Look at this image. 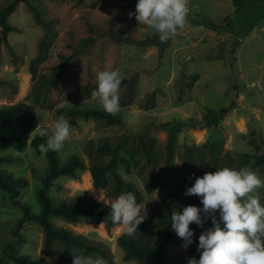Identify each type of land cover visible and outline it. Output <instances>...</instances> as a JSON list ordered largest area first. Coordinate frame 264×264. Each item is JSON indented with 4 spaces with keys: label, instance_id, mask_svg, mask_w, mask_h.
<instances>
[{
    "label": "rangeland",
    "instance_id": "374dc122",
    "mask_svg": "<svg viewBox=\"0 0 264 264\" xmlns=\"http://www.w3.org/2000/svg\"><path fill=\"white\" fill-rule=\"evenodd\" d=\"M9 1L0 0V9ZM28 1L16 3L8 16L16 30L9 31L6 40L0 41V78L5 80L0 82V106L25 101L33 107L38 125L29 140L42 125L48 126L62 115L56 111L58 107L103 110L91 99L97 89V75L105 70H119L123 76L117 114L120 122L109 123L104 118L80 114L65 116L71 125V136L58 152L61 160L73 153L88 165L95 156L86 150L88 140L118 144V154L128 158V163L118 158L113 167L141 190L140 205L146 209L156 198L167 197L171 190L183 192L184 181L192 186L194 179L189 177L193 173L203 176L212 156L228 154L233 158L232 166L247 167L264 180V165L243 155L264 153V1L242 0L243 7H237L233 0H188L185 28L166 43L160 42L153 29L139 24L135 16L129 18L128 13L135 12L138 0ZM111 19L113 27L124 32L127 29V34L143 39V45L116 41L107 34L94 36L92 43L74 55L57 77L51 78V63L59 59L58 53L74 51L89 34L99 30L106 33ZM203 19L215 22L217 28L191 23ZM88 24L94 27L92 32ZM230 101H234V107L219 118V109L228 107ZM208 110L210 113L198 122L199 126H193L194 119H201ZM164 123L168 125L163 126ZM176 127L180 130L174 133L168 152L169 129ZM124 133L128 136L120 141ZM139 137L153 140L152 154L144 151ZM0 154L11 157L0 163V171L10 179L26 181L14 196L0 188V256L13 252L61 264H73V254L100 257L106 264L120 256L122 264H134L123 259L115 243L122 226H107L104 221L68 223L50 217L57 225L101 242L105 257L78 248L63 255L58 244L53 245L50 255H45L40 225L33 221L21 223L20 217L23 207L35 213L41 209L37 189L47 159L29 142L21 150L8 147ZM109 157L104 154L99 158L107 161ZM85 170L88 169L78 170L77 177L54 178L47 189L53 202L85 193L111 204L119 196H106L105 189L99 187L100 195L94 196L80 187L78 182ZM106 175L110 177L109 172ZM258 191L264 205V188ZM193 205L202 208V204ZM177 209L182 211L183 206ZM211 226V220L203 229L190 226L194 242L187 250L181 247V238L170 243L166 251L169 263L187 264L190 257L199 259V236ZM0 264L17 263L4 257Z\"/></svg>",
    "mask_w": 264,
    "mask_h": 264
},
{
    "label": "trees",
    "instance_id": "16d2710c",
    "mask_svg": "<svg viewBox=\"0 0 264 264\" xmlns=\"http://www.w3.org/2000/svg\"><path fill=\"white\" fill-rule=\"evenodd\" d=\"M23 1L28 3V0H10L6 5L0 9V41L6 40L7 33L16 28L8 21V16L13 11L16 3ZM237 7H243L242 0H233ZM246 1V0H245ZM253 2H263L264 0H251ZM111 25L108 27L106 33L104 30H99L96 33L89 34L80 40L78 48L68 54L58 53L59 59L51 63V78H55L66 67L69 61L79 51L88 46L96 39L107 34L110 38L116 41L125 43L143 45V39H135L132 35L127 34V29L124 32L122 29L113 27V20L108 21ZM190 23V21L188 22ZM195 25H204L205 27L216 29L217 24L213 21L203 19L198 22H191ZM89 31H93L94 27L87 25ZM128 28V27H127ZM96 36L95 38H93ZM72 46V44H71ZM5 80L0 78V82ZM234 101H230L228 107H221L219 109V118L227 112L228 109L233 108ZM56 111L63 116H70L73 114H80L84 117H91L94 119L104 118L109 123H119L118 113L115 115L108 114L104 110L97 108H82L77 107L68 109L65 107H58ZM210 110L206 111L201 119L195 118L193 126L197 125L200 120H204ZM37 118L35 111L31 105L25 101H18L11 104L0 106V151L8 147L17 150L23 149L27 143L34 148V150L41 154L38 146L46 143V138L39 135V131L35 133L29 140L33 130L37 127ZM164 123L163 126H167ZM46 127L42 125L40 129ZM203 127V126H201ZM179 127L173 130L169 129L166 149L169 152L175 139L174 133L179 131ZM127 133L120 137V141L127 138ZM139 143L144 151L152 154L153 140L139 137ZM118 144L111 145L106 140L94 141L88 140L86 150L89 154H95L88 165L85 164L84 159L77 154H70L61 160L58 152L49 151L44 155L47 159V167L45 174L41 180V185L37 189V197L41 209L38 212H32L28 208L23 207V214L20 217V222L33 221L40 225L42 229V250L45 255L51 254V249L54 244H58L62 248L63 255L70 252L72 248L84 249L90 252H96L102 257L107 255L106 249L101 242H96L82 233L75 232L63 225H57L50 220L51 216L59 217L68 223H77L80 221H104L107 226H111L112 222L108 213L110 212V203L99 202L94 200L91 196L85 193H77L68 199H62L58 202H53L48 195L47 189L52 184V180L59 176L77 177V171L81 169H88L90 172L92 185L105 189L106 196L120 195L121 193L132 192L135 195L138 204L141 203L143 196L140 189L133 186L128 180L121 177L118 171L113 167L120 158L121 161L128 163V158L118 154ZM109 154V159L103 161L99 157ZM246 159L253 157L257 163L264 165V153L256 152L252 155L243 154ZM123 158V159H122ZM11 157L6 154H0V163L10 161ZM233 158L230 155L226 157L212 156L209 160V169L207 172H214L217 169L228 167L234 170L242 168L240 165L232 166ZM109 172L110 177L106 175ZM26 185L25 179H10L0 171V188L9 192H13V196L17 195L18 189ZM191 187L188 181L182 184L183 192L171 190L167 197H160L153 200L150 208L147 209V219L141 223L134 238L123 234V231L116 236L115 243L122 251V257L125 260L133 261L134 264H170L167 259V247L170 243L179 237L171 229V214L173 211H178L177 208L201 204L197 196L184 195L187 188ZM177 209V210H175ZM208 222V221H207ZM206 222V223H207ZM205 223V224H206ZM191 224L190 226H195ZM10 251V250H9ZM12 251V250H11ZM4 257H9L17 264H61L51 259L44 257H31L28 254H18L9 252L5 256H0V262Z\"/></svg>",
    "mask_w": 264,
    "mask_h": 264
},
{
    "label": "clouds",
    "instance_id": "9594fccd",
    "mask_svg": "<svg viewBox=\"0 0 264 264\" xmlns=\"http://www.w3.org/2000/svg\"><path fill=\"white\" fill-rule=\"evenodd\" d=\"M188 0H138L135 12L128 16L146 25L159 35L161 43L175 37L187 24ZM97 89L91 99L108 114L120 110V86L123 76L119 70L101 71L97 75ZM46 143L38 146L41 154L50 150L59 152L71 136V125L65 116L39 131ZM194 179L184 195L197 196L201 207L183 206L182 211L171 214V229L184 243L185 250L194 242L191 224L204 228L211 220L212 226L199 236V259L190 257L187 264H264V205L259 189L264 180L247 167L234 170L228 167L205 172ZM218 213V215H217ZM114 224L122 226L123 234L134 238L138 227L148 216L146 206L137 203L132 192L121 193L111 204L108 213ZM73 264H106L103 258L73 254ZM112 264H122L115 256Z\"/></svg>",
    "mask_w": 264,
    "mask_h": 264
},
{
    "label": "bare ground",
    "instance_id": "6f19581e",
    "mask_svg": "<svg viewBox=\"0 0 264 264\" xmlns=\"http://www.w3.org/2000/svg\"><path fill=\"white\" fill-rule=\"evenodd\" d=\"M78 185H80V187L88 190V192H90L94 196L100 195V189L98 187H94L91 183V176H90L89 170H85L82 173V177H81L80 182H78Z\"/></svg>",
    "mask_w": 264,
    "mask_h": 264
}]
</instances>
